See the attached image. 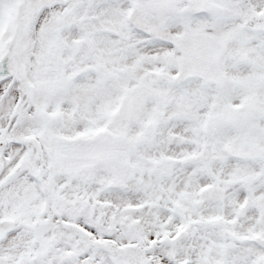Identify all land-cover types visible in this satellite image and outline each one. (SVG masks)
Segmentation results:
<instances>
[{"label": "snow or ice", "instance_id": "1", "mask_svg": "<svg viewBox=\"0 0 264 264\" xmlns=\"http://www.w3.org/2000/svg\"><path fill=\"white\" fill-rule=\"evenodd\" d=\"M0 264H264V0H0Z\"/></svg>", "mask_w": 264, "mask_h": 264}]
</instances>
